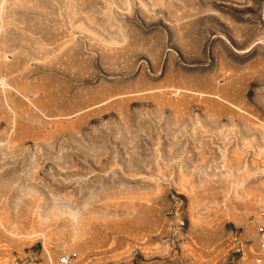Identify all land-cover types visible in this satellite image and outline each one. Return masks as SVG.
Here are the masks:
<instances>
[{
  "label": "rangeland",
  "instance_id": "rangeland-1",
  "mask_svg": "<svg viewBox=\"0 0 264 264\" xmlns=\"http://www.w3.org/2000/svg\"><path fill=\"white\" fill-rule=\"evenodd\" d=\"M264 0H0V264H254Z\"/></svg>",
  "mask_w": 264,
  "mask_h": 264
},
{
  "label": "built area",
  "instance_id": "built-area-1",
  "mask_svg": "<svg viewBox=\"0 0 264 264\" xmlns=\"http://www.w3.org/2000/svg\"><path fill=\"white\" fill-rule=\"evenodd\" d=\"M259 222L256 226L258 239V252L254 258V264H264V206L259 211ZM69 257H61L57 264H69Z\"/></svg>",
  "mask_w": 264,
  "mask_h": 264
}]
</instances>
